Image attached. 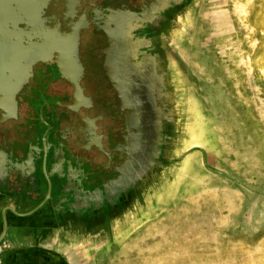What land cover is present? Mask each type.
Wrapping results in <instances>:
<instances>
[{
  "label": "flooded vegetation",
  "instance_id": "1",
  "mask_svg": "<svg viewBox=\"0 0 264 264\" xmlns=\"http://www.w3.org/2000/svg\"><path fill=\"white\" fill-rule=\"evenodd\" d=\"M153 1L5 0L0 217L20 225L6 229L0 244L23 238L39 244L42 234L70 228L60 226L66 218L95 205L114 208L123 197L125 181L139 168L143 130L106 74V28L117 11L138 12ZM175 10L162 14V26ZM154 29L145 23L139 37L151 38Z\"/></svg>",
  "mask_w": 264,
  "mask_h": 264
},
{
  "label": "rangeland",
  "instance_id": "2",
  "mask_svg": "<svg viewBox=\"0 0 264 264\" xmlns=\"http://www.w3.org/2000/svg\"><path fill=\"white\" fill-rule=\"evenodd\" d=\"M182 29L171 48L199 99L201 138L176 145L158 210L103 264H264V0H195ZM135 209L108 219L94 244L129 229Z\"/></svg>",
  "mask_w": 264,
  "mask_h": 264
},
{
  "label": "water",
  "instance_id": "3",
  "mask_svg": "<svg viewBox=\"0 0 264 264\" xmlns=\"http://www.w3.org/2000/svg\"><path fill=\"white\" fill-rule=\"evenodd\" d=\"M194 1L155 0L138 12L117 11L114 18L107 23L109 49L106 74L114 83L113 86L119 96L124 95L125 108L131 112L132 121L143 130L139 137L142 140L137 155L139 168L133 173V181L132 178H128V182L124 180V188L120 191L123 197L113 210L106 213L107 209H100L99 205H95L97 209L66 218L60 226L70 228L63 229L59 226L65 244L42 243L46 237L58 232L53 231L47 235L42 234L40 247L34 244L31 246L33 250L51 254L58 258V264H103L112 255V248L122 241L128 230L145 218H150L158 210L155 209L156 206H160L157 203L169 188L170 180L175 178V175L170 176L163 184L167 170L172 166L171 159L175 158L176 145L181 140L185 142V146L190 139L201 138L199 117L202 108L186 69L171 48L172 43L182 34L185 16L193 7ZM16 4L19 5L18 2ZM4 6L5 0H0V9ZM172 6H176V10L170 13L168 21L162 26L161 23L167 19L162 14ZM150 22L155 27L154 35L148 39L144 36L139 37V33L144 31L145 23ZM168 25L169 29L163 33ZM60 74L65 77L62 69ZM76 89H79L78 86ZM196 149L203 154L205 168L210 172H216L208 167L204 151ZM189 154L191 150L181 154L182 162ZM117 182L119 181H114ZM141 196L143 205L139 202ZM134 208L137 212L131 215L134 214L137 219L129 224V229L117 232L102 244H94L91 239L93 232L103 233V228L109 220L114 224L118 218L127 215ZM29 214L31 213L18 217ZM0 221L2 228L0 241L9 227L20 225L7 223L5 216H1ZM28 224L32 225L30 221L21 225ZM69 241L75 244H67ZM2 245L0 244L1 248ZM41 245H48L50 249H42ZM0 258H4L2 252Z\"/></svg>",
  "mask_w": 264,
  "mask_h": 264
},
{
  "label": "crops",
  "instance_id": "4",
  "mask_svg": "<svg viewBox=\"0 0 264 264\" xmlns=\"http://www.w3.org/2000/svg\"><path fill=\"white\" fill-rule=\"evenodd\" d=\"M29 242L28 238L16 239L15 241L8 240L7 244H3L2 248L0 247V252L4 255V258H0V264H58V258L56 259L45 252L33 250L31 246L34 244ZM40 244L41 242L36 245L40 247ZM41 248L50 249L48 245H41ZM56 252L59 253V251Z\"/></svg>",
  "mask_w": 264,
  "mask_h": 264
}]
</instances>
